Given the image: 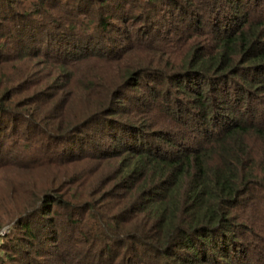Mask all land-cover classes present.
I'll list each match as a JSON object with an SVG mask.
<instances>
[{
	"label": "trees",
	"instance_id": "obj_1",
	"mask_svg": "<svg viewBox=\"0 0 264 264\" xmlns=\"http://www.w3.org/2000/svg\"><path fill=\"white\" fill-rule=\"evenodd\" d=\"M0 264H264V0H0Z\"/></svg>",
	"mask_w": 264,
	"mask_h": 264
},
{
	"label": "rangeland",
	"instance_id": "obj_2",
	"mask_svg": "<svg viewBox=\"0 0 264 264\" xmlns=\"http://www.w3.org/2000/svg\"><path fill=\"white\" fill-rule=\"evenodd\" d=\"M13 223V220L11 221H5L1 226H0V241H2V238L3 235L5 234L6 232V229Z\"/></svg>",
	"mask_w": 264,
	"mask_h": 264
}]
</instances>
